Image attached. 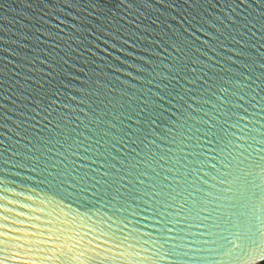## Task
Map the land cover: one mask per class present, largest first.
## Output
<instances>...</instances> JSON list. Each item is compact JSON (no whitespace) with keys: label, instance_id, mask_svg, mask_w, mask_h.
Instances as JSON below:
<instances>
[{"label":"water","instance_id":"1","mask_svg":"<svg viewBox=\"0 0 264 264\" xmlns=\"http://www.w3.org/2000/svg\"><path fill=\"white\" fill-rule=\"evenodd\" d=\"M264 262V0H0V264Z\"/></svg>","mask_w":264,"mask_h":264},{"label":"trees","instance_id":"2","mask_svg":"<svg viewBox=\"0 0 264 264\" xmlns=\"http://www.w3.org/2000/svg\"><path fill=\"white\" fill-rule=\"evenodd\" d=\"M260 264H264V262L260 263Z\"/></svg>","mask_w":264,"mask_h":264}]
</instances>
